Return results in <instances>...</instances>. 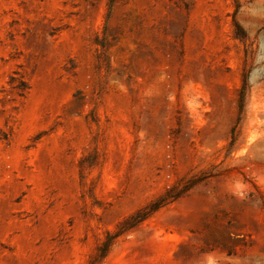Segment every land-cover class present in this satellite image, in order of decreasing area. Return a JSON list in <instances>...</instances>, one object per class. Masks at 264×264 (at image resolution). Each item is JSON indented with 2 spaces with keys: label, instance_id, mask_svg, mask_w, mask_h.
<instances>
[{
  "label": "rangeland",
  "instance_id": "rangeland-1",
  "mask_svg": "<svg viewBox=\"0 0 264 264\" xmlns=\"http://www.w3.org/2000/svg\"><path fill=\"white\" fill-rule=\"evenodd\" d=\"M110 232L95 264H264V0H0V264Z\"/></svg>",
  "mask_w": 264,
  "mask_h": 264
},
{
  "label": "trees",
  "instance_id": "trees-1",
  "mask_svg": "<svg viewBox=\"0 0 264 264\" xmlns=\"http://www.w3.org/2000/svg\"><path fill=\"white\" fill-rule=\"evenodd\" d=\"M160 207V204L152 205L149 210H142L138 212L137 217L140 219L146 218L151 212H153L155 209ZM120 235V232L115 233H108L106 238L100 243V245L97 248V251L92 259V261L89 264H95L97 262H102L103 259L107 256L109 253L111 247L115 243L116 238Z\"/></svg>",
  "mask_w": 264,
  "mask_h": 264
}]
</instances>
